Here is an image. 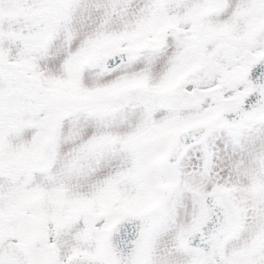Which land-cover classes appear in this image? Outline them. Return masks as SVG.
I'll return each instance as SVG.
<instances>
[{"label": "snow or ice", "instance_id": "1", "mask_svg": "<svg viewBox=\"0 0 264 264\" xmlns=\"http://www.w3.org/2000/svg\"><path fill=\"white\" fill-rule=\"evenodd\" d=\"M0 264H264V0H0Z\"/></svg>", "mask_w": 264, "mask_h": 264}]
</instances>
